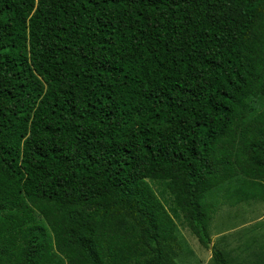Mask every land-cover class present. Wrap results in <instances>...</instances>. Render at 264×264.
Returning <instances> with one entry per match:
<instances>
[{
  "label": "trees",
  "instance_id": "16d2710c",
  "mask_svg": "<svg viewBox=\"0 0 264 264\" xmlns=\"http://www.w3.org/2000/svg\"><path fill=\"white\" fill-rule=\"evenodd\" d=\"M249 200L264 0H0V264H180Z\"/></svg>",
  "mask_w": 264,
  "mask_h": 264
},
{
  "label": "rangeland",
  "instance_id": "374dc122",
  "mask_svg": "<svg viewBox=\"0 0 264 264\" xmlns=\"http://www.w3.org/2000/svg\"><path fill=\"white\" fill-rule=\"evenodd\" d=\"M176 221L175 258L180 264H216L213 248L223 250L233 264H264V201L222 204L210 223V247L200 243L181 216Z\"/></svg>",
  "mask_w": 264,
  "mask_h": 264
}]
</instances>
